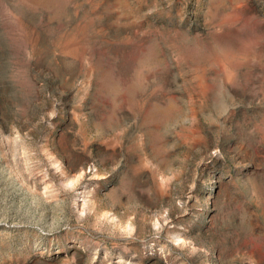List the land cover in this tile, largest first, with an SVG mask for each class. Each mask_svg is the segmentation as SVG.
<instances>
[{
	"label": "rangeland",
	"instance_id": "374dc122",
	"mask_svg": "<svg viewBox=\"0 0 264 264\" xmlns=\"http://www.w3.org/2000/svg\"><path fill=\"white\" fill-rule=\"evenodd\" d=\"M0 264H264V0H0Z\"/></svg>",
	"mask_w": 264,
	"mask_h": 264
}]
</instances>
